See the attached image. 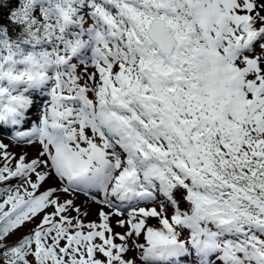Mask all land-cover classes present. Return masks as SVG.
<instances>
[{
  "label": "snow or ice",
  "instance_id": "snow-or-ice-1",
  "mask_svg": "<svg viewBox=\"0 0 264 264\" xmlns=\"http://www.w3.org/2000/svg\"><path fill=\"white\" fill-rule=\"evenodd\" d=\"M138 262L264 264V0H0V264Z\"/></svg>",
  "mask_w": 264,
  "mask_h": 264
},
{
  "label": "rangeland",
  "instance_id": "rangeland-1",
  "mask_svg": "<svg viewBox=\"0 0 264 264\" xmlns=\"http://www.w3.org/2000/svg\"><path fill=\"white\" fill-rule=\"evenodd\" d=\"M7 143H9L8 140H7ZM15 149H16V147L11 146L9 150H10V151H13V152H16V153H19V152L16 151ZM22 150H27V151L30 152V148H28V149H22ZM182 207H183V206H182ZM149 223H150L151 225H153V226H158V225H157V221H156L155 219L150 220ZM24 231H27V229H24ZM138 264H139V262H138Z\"/></svg>",
  "mask_w": 264,
  "mask_h": 264
},
{
  "label": "bare ground",
  "instance_id": "bare-ground-1",
  "mask_svg": "<svg viewBox=\"0 0 264 264\" xmlns=\"http://www.w3.org/2000/svg\"><path fill=\"white\" fill-rule=\"evenodd\" d=\"M4 142L7 143V140H5ZM15 150L18 151V152L22 151V149H20V148H16ZM34 152H35V148L34 147L33 148H30V153L34 154ZM90 219H93L94 220L95 219V215L93 214L90 217Z\"/></svg>",
  "mask_w": 264,
  "mask_h": 264
}]
</instances>
